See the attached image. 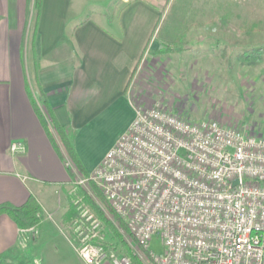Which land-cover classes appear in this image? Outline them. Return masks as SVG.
<instances>
[{
  "label": "crops",
  "instance_id": "obj_1",
  "mask_svg": "<svg viewBox=\"0 0 264 264\" xmlns=\"http://www.w3.org/2000/svg\"><path fill=\"white\" fill-rule=\"evenodd\" d=\"M182 1L42 0L34 21L31 1L0 0V204L19 206L33 196L42 212L28 228L0 214V255L6 260L84 264L74 249L80 226L73 201L81 198L70 193L72 175L54 126L72 134L85 170L95 169L134 118V97H155L150 88L141 89L147 56L177 43L179 51L188 40L182 27H225L222 18L199 21L194 13L201 8ZM174 2L176 11L186 6L187 19L166 21ZM219 30L206 35L209 51H229L234 42ZM136 71L143 77L134 95L128 85ZM104 133L107 140L96 143ZM17 140L25 151L12 154L9 146Z\"/></svg>",
  "mask_w": 264,
  "mask_h": 264
},
{
  "label": "built area",
  "instance_id": "obj_2",
  "mask_svg": "<svg viewBox=\"0 0 264 264\" xmlns=\"http://www.w3.org/2000/svg\"><path fill=\"white\" fill-rule=\"evenodd\" d=\"M133 105L134 118L87 176L64 159L73 183L90 192L94 182L130 233L115 223L131 256L108 247L89 214V232L74 245L83 263L264 264V136L214 118L188 121L160 98ZM154 235L160 255L148 249Z\"/></svg>",
  "mask_w": 264,
  "mask_h": 264
},
{
  "label": "rangeland",
  "instance_id": "obj_3",
  "mask_svg": "<svg viewBox=\"0 0 264 264\" xmlns=\"http://www.w3.org/2000/svg\"><path fill=\"white\" fill-rule=\"evenodd\" d=\"M192 1L194 6L201 8L199 12L194 13L195 16L197 15L195 18H198L199 21L217 18L213 7L216 5L215 0ZM228 1L224 0L226 3ZM231 1L234 5V13L230 17V22L234 34H230V39L234 41L237 40L238 36H241V45H230L228 51L232 59L234 58V66L231 70H228L221 60V52L218 51L219 46L209 51V47L212 46L211 37L206 35H210L211 29H215L216 32L220 31L219 29L223 28L221 23L220 25L211 24L205 27H195L196 29L193 27L194 30L191 32L182 27L183 34L188 35L186 37L188 40L182 42L179 51L177 46L180 45L179 43L172 46L165 45L168 47V51L165 53L157 51L160 47L153 52L150 51L153 60H150V55L147 56V68L143 69L146 77L141 89L150 88L153 96H155L150 97L160 98L173 113L188 121L214 118L223 123L236 125L244 132L264 136V32H256L248 36L235 34L238 33L235 24L252 22L263 17L264 0ZM173 9L174 6L166 15L167 22L172 19ZM236 14L241 15L238 18L240 20L236 19ZM202 35L204 36L203 40L199 41ZM250 46H257L263 50V60L259 63L241 65L235 58L236 52L245 50ZM138 72L134 73L128 85L130 94H134L136 88L139 87L140 77H143ZM136 80L139 81L136 82ZM104 134L95 138L94 141L101 143L103 139L104 141L107 140V133ZM73 181L74 176H72L71 181V195L82 198L81 188ZM85 190L88 192V189ZM86 209L89 214L98 218L88 206ZM98 219L102 222L103 230L107 232V240L116 239L110 237L109 227L100 218ZM148 249L158 255L163 253V244L158 235L149 239Z\"/></svg>",
  "mask_w": 264,
  "mask_h": 264
},
{
  "label": "trees",
  "instance_id": "obj_4",
  "mask_svg": "<svg viewBox=\"0 0 264 264\" xmlns=\"http://www.w3.org/2000/svg\"><path fill=\"white\" fill-rule=\"evenodd\" d=\"M29 1L32 2L31 7L33 10V16L35 18L34 21H36L37 17L40 14L42 0H29ZM182 3L184 5L190 4L191 0H183ZM215 4L216 5H214L213 7H215L214 11H215L217 18L221 17L222 19H224L225 27H223V28L221 27V29L224 32L228 33L229 35L234 34V33H232L233 29L231 27L232 25L230 22V17L234 13V5L232 4V1L229 0L228 3H226V2H224V0H215ZM173 6H174V9H173V13H172L173 14L172 19H177V20L187 19L186 11H185L186 6H185V9L183 7L184 11H182V12L179 11L178 9L176 11L175 2L172 5V7ZM171 10H172V8H171ZM235 17H236V19H238L241 17V15L236 14ZM238 20H240V19H238ZM34 27H35V22H34ZM235 29L238 30V33L236 32L235 34L243 35V36L244 35L248 36V35H251V34L256 33V32H264V14H263V17L261 19H258V20L252 21V22H245V23L243 22L240 24H235ZM240 38H241V36L239 37V40H240ZM237 41L238 40H234V42H230V44L232 45ZM239 42L241 43V41H239ZM167 48L168 47L162 46L157 51L159 53H165L168 51ZM220 58L224 62L225 67L228 70H231L233 68V66H234L233 59L234 58L232 59V57L228 54V51L226 49L221 51ZM235 58L238 60V63H240L241 65L259 63L263 60V50L259 47L250 46V47L246 48L245 50L236 52ZM44 123L47 127H49L47 125V122L44 121ZM54 127H55L54 128L55 135L58 138L61 147L63 148L67 157L71 161L72 165L82 175L87 176L88 172L83 167V165H82V163L78 157V154L75 150V147L73 144L72 134L68 130H66L65 128L61 127L60 125H55ZM53 138L54 137H52V139ZM59 152L62 155V150L60 149V147H59ZM68 170L71 172V175H72V171L69 168H68ZM89 185H90L91 193L89 191L87 192L84 188L80 187L82 190V194H81L82 198L79 200L77 199L76 202L73 201V203H74L73 209L77 214V218H76L75 222L77 223V226H80V228H78V230L76 232L77 241H75V243L79 244L80 240L83 239V237L89 232V220L87 219V217L89 215V211H87V209H86L88 206V208L91 211H93L94 214L98 218H100L102 221H104L106 226L109 227L110 237L112 239L116 238L115 239L116 242L108 241L107 246L110 248H113V249L119 248L118 252H120V253L125 252L127 254H130V256H131L132 255L131 247L128 245V243L124 239V235L115 226V223H117V225H119L121 227V229L125 233H127L128 235L130 234L129 230L127 229V227L124 224V222L122 221V219L119 218L113 212V210L110 207L107 199L103 196L99 187L92 181ZM104 210L106 212L110 213L113 221L107 217ZM2 213L8 214L22 228H28V227L36 226L39 223L41 216H42L41 207L37 203V201L35 200V198L33 196H30L22 205H19V206L11 205L8 203L0 204V214H2ZM132 260H133V264H140V262L135 257H132ZM0 264H16V263L8 261L3 256L0 255Z\"/></svg>",
  "mask_w": 264,
  "mask_h": 264
},
{
  "label": "water",
  "instance_id": "obj_5",
  "mask_svg": "<svg viewBox=\"0 0 264 264\" xmlns=\"http://www.w3.org/2000/svg\"><path fill=\"white\" fill-rule=\"evenodd\" d=\"M235 183H237V180H235V181L233 182V184H235Z\"/></svg>",
  "mask_w": 264,
  "mask_h": 264
}]
</instances>
